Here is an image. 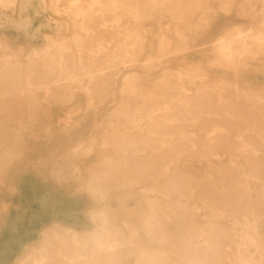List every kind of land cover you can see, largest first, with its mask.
<instances>
[{
    "label": "rangeland",
    "instance_id": "1",
    "mask_svg": "<svg viewBox=\"0 0 264 264\" xmlns=\"http://www.w3.org/2000/svg\"><path fill=\"white\" fill-rule=\"evenodd\" d=\"M41 1L47 13L33 15L37 31L0 22L1 58L25 65L4 72L0 92L20 90L26 74L62 82L48 91L30 85L0 106V264H19L42 247L39 231L33 243L12 245L19 212L36 223V207L55 191L77 194L83 211L90 205L84 186L99 174L107 196L94 208L107 207L119 232L120 264H138L142 249L154 264H264V44L249 38L241 51L238 34L264 33V0H83L94 19L83 38L90 51L80 54L74 38L83 30L64 15L66 0L58 13L55 0ZM224 35L233 38L230 66L215 50ZM61 45L70 48L64 68L56 65ZM33 51L47 60L27 71ZM98 64L106 68L89 102L67 74L82 77ZM110 161L123 165L113 169ZM147 220L152 231L141 227ZM81 245L88 247H73ZM50 250L51 264H68Z\"/></svg>",
    "mask_w": 264,
    "mask_h": 264
},
{
    "label": "bare ground",
    "instance_id": "2",
    "mask_svg": "<svg viewBox=\"0 0 264 264\" xmlns=\"http://www.w3.org/2000/svg\"><path fill=\"white\" fill-rule=\"evenodd\" d=\"M30 1L31 0H25L24 4L26 3L27 5H22L24 7V9L28 6V4L30 3ZM82 1L83 0H66V2L63 4V5H65V8H63V10H62L65 13L64 15L69 16V17L72 18V20L75 22L76 27H78L79 29L83 30V33L81 32V34H79L78 36H76L74 38V40L77 42V45H78V47H76V50L75 51L78 52L79 54L90 51V48L83 47V45H85V42H84L83 38L85 36L91 37L90 34H91V30L93 29L92 22H93V19H94V16H93V13L94 12L92 13L91 10H88V12L87 11L85 12L81 8ZM55 2H56V8H55L56 10L55 11L58 13L60 11V9L58 8V5L62 3V0H55ZM39 3H40V6H42V1L41 0H40ZM43 3H45L44 0H43ZM19 5H20L19 4V0H0V22H2L3 24L9 22L10 24H15V25H20V26H24V27L30 28V26H32L31 25L32 24L31 23V21H32L31 15H29L28 13L27 14H24L25 12L24 13H19L18 15L16 14ZM66 27H67V22L65 23V26H63L61 28L63 30H66ZM39 28L40 27H34V30L37 31ZM238 34H239V42H240L239 49H241V51H244L245 52V49L249 45V43H248L249 38L251 40L253 39L259 45L264 44V33L258 34V36H256V37H254V35L251 36L248 32H246V33L239 32ZM36 35H39V34H36ZM94 35H95V33H93L92 37ZM228 37L229 36H226V35L219 37L215 50H216V55H218L219 58H225L226 61L229 63V66H230L234 62V52L232 50L233 49V47H232V39L233 38L230 39ZM46 38H50L49 34H46ZM101 44H103V43H101ZM3 46L4 45H1V42H0V49L3 48ZM103 48H104L103 46H99L95 51L101 52ZM56 49L59 52V59H58V62L56 63V65H58L57 67H59V68H64L63 67V64H62L63 59L65 57L64 51H65V49H67V51H69L70 48L61 45L60 47H56ZM70 52H71V50H70ZM128 53H126V54H128ZM130 53H132V52H130ZM30 55L31 56L27 60L31 62V64H32L31 66L32 67H29L27 69V71H36L35 69H40V68H43L45 66V62L47 60V58L45 56V53L42 54V55H40V56H37L38 54L37 53H34V51H33ZM79 58L81 60L82 56L80 55ZM19 60H11V59H4V58L2 59L1 58V55H0V71H1L0 78L3 79V80H4V78H6V74H4V72H8V71L16 72L18 70H23L25 65L21 64L22 61H19ZM132 61H136V59L135 58H132ZM95 65H92V67L95 66ZM196 66L200 67L199 64H196ZM73 67H75V66H70V67L68 66V67H65V69L73 70L74 69ZM105 68L106 67H103L102 65L99 66V64H98V69L96 70V71H99L98 72V75H93V72H96V71H93L92 70V71H88L85 74H83L85 76H82V77H80V74H78V73L71 74L70 71L68 70L69 72L67 71L68 72L67 76L71 80H73V81L74 80L81 81V85L79 87L83 88V91L85 93H87V95H88V101L91 102L92 99H93V90L91 89V87H92L93 84L97 83V81L102 80V77L103 76L101 74H103L105 72L104 71ZM263 69H264V67H263ZM251 71H252V69H251ZM240 72L242 73V71H240ZM244 74H245V72H244ZM37 75H40V78H37L36 81L33 80V81H35V82H33L31 80L32 77L30 76V74H26L25 84L27 86H25L26 87L25 89L22 88V85H25V84H22V82H21V83H19L17 85V86H19V88H21L18 91H12L11 89H8V90H4L3 92H0V106H2L4 104H7L12 99H15V98L19 99V98H21V93L23 94L24 92L28 91L29 90L28 87L30 85H38V86H40V88H44L47 91L48 90H51L52 88H55V89L62 88L61 78H55V79L49 80V79H43L42 78V77L45 76L44 74H37ZM5 81H7V80H5ZM0 82H1V80H0ZM2 84L3 85H7L6 83H2ZM253 84L254 83H252V86H253ZM212 93H213V91H212ZM236 93H238V91ZM220 99H222V98H220ZM228 100L230 101L232 99H228ZM225 101H227V100H225ZM243 107H245V106H243ZM208 110H212V109H208ZM235 115H236V113H235ZM154 116H155V114L149 115L150 119H152ZM142 124H144V123H142ZM144 131H145V129H144ZM129 143L132 144V148H135L136 150H142L143 151V148H140L132 140H130ZM170 149H171V146H170ZM85 150H83V152ZM88 150H89V148L87 149V151ZM126 160H127L126 166H128L131 169H134L135 168V165L137 164L136 160L134 161L132 158H129V157H127ZM110 162H111L110 164L113 166L112 167L113 169L114 168L118 169L121 165H123L120 161H117V162L110 161ZM138 162H140V161H138ZM101 177H102L101 174L96 175L95 177L93 176L92 179L90 181H88L85 184V186H84L85 189H86V192L88 193V196H91L92 199H94L96 201L103 200L107 196V193H105L104 191L101 190L103 188V187H101V185L99 183ZM195 178L196 177H194V180H195ZM133 180H136V178H133ZM209 186L211 187V185H209ZM210 187H208V188L210 189ZM120 189H121V187H120ZM142 192H144V191H142ZM144 193H146V192H144ZM118 194H121V193H118ZM132 195H134V194H132ZM229 198H230V195H229ZM85 199H87V198H85ZM120 199H121V197H120ZM134 199H135V196H134ZM220 201H221V199H220ZM227 201H229V200L227 199ZM75 204H76V202H75ZM106 208L107 207L102 208V209H99V210L91 209L89 211V214H90L89 216H90L91 220L94 221V228H92L90 231L86 230V233L87 234L84 237H80L77 234L76 229H73L72 227L65 226L64 224H62L60 222H55V223H53V224H51L49 226H46V227L42 228V231H41L42 240L40 242V243H42V245H41L42 247L39 248V249L33 248L32 252H30V255H31L30 257L29 256H26V257L25 256L24 257L22 256V257H20V258L17 259V262L19 264H26V261H29L33 256L36 255L35 257L32 258L33 261H34L33 264H51V261H54L55 260L54 258H52L53 257L52 252H50L51 251L50 249L53 248V249H55L57 251V254L60 253V254H63V255H66L67 256L66 257L67 259H65V260L68 261V264H90V261H91V263H94L95 262L96 264H118L120 262V257L122 255V253H121L122 240H120V238L118 237L119 236V234H118L119 232L115 229V227L113 226L112 222L110 221L109 214H108ZM46 209H48V208H46ZM119 214H121V213L119 212ZM156 225L159 226V227H161L162 223L156 222ZM141 227H143V229L147 230V232L148 231H152V229H153L150 220H147L145 222V224L143 226H141ZM47 230L49 232H47ZM132 231L133 232L135 231V228L134 227H132ZM80 243H83L84 245H87L88 247L86 248V247H84V246L81 245L84 248L82 250L77 249V248H74V247H77ZM256 244H258V243H256ZM70 247L72 248V250L69 249ZM90 254L93 255V258H89V255ZM37 255H39V256H37ZM37 257H39V258H37ZM50 258H52V259L50 260ZM136 261H137L138 264H154L151 259H148L147 258V255L145 254V250L144 249L141 250V255L136 259Z\"/></svg>",
    "mask_w": 264,
    "mask_h": 264
},
{
    "label": "crops",
    "instance_id": "3",
    "mask_svg": "<svg viewBox=\"0 0 264 264\" xmlns=\"http://www.w3.org/2000/svg\"><path fill=\"white\" fill-rule=\"evenodd\" d=\"M24 2H25V0H19L20 5L17 9L16 14L18 15L19 13L25 12L24 14L28 13L29 15H31V19H32L31 23L32 24L31 23L30 24L32 26H30V28H34L36 26L37 20L35 19V17L33 15H35L37 13L41 14V12L43 13L44 11H45V13H47V11L44 10L42 6H40V3H39L40 0H31L25 9L22 5H27V4L26 3L24 4ZM38 7L40 9H38ZM76 195L77 194H73V196H75V197H76ZM73 196L66 194L63 197H59V194L56 192H55V194H48L47 197L45 196L46 197L45 203L42 202V205L38 206L39 208L36 207V209L39 210V214L37 215L38 220L36 221V223H34L31 219L30 220H25V218L23 219L24 212H19V213L17 212L18 213L17 214L18 215L17 221L19 223H21L22 225H17V223H14V229H13L14 234L11 236V238L12 239L14 238L16 240L14 241V243H12V245H14V246L18 245L19 246L22 243H26V246H27L28 243H33L32 239L35 236L36 232L39 231V233H40L42 231V228L49 226L55 222H60V223L64 224L65 226L72 227L73 229H76V232L80 237L86 236V234H87L86 230L90 231L92 228H94V221L91 220V218L89 216L90 215L89 211L91 209H95L94 208V199H92L91 196H88V199H89L88 203L90 205L87 209H84L82 211V209H81L82 207L78 204H75L76 200H78V199L74 200ZM59 198H62L61 205L60 204L58 206L54 205L53 202H57ZM46 208H48V209H46ZM18 210H20V209H18ZM26 214H27V212H26ZM44 214H46L47 216L44 217L43 216ZM56 215L58 218H55ZM8 226L10 227V222H9ZM47 232H49V231L47 230ZM0 263H4V260H0Z\"/></svg>",
    "mask_w": 264,
    "mask_h": 264
}]
</instances>
